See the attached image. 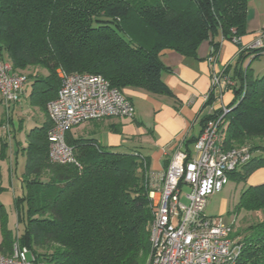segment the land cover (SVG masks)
I'll return each instance as SVG.
<instances>
[{
  "label": "trees",
  "instance_id": "1",
  "mask_svg": "<svg viewBox=\"0 0 264 264\" xmlns=\"http://www.w3.org/2000/svg\"><path fill=\"white\" fill-rule=\"evenodd\" d=\"M248 1L0 0V55L16 71L33 69L28 75L31 103L47 114L62 86L61 72L100 74L123 91L171 95L161 51L195 56L211 39L218 52L217 36L236 40L246 33ZM259 51L241 49L236 64L226 69H234L235 97L224 116L223 143L249 149L251 158L230 173L243 181L264 167V75L243 65ZM215 100L213 90L206 103ZM218 113L204 118L203 127ZM49 129L50 118L28 132L23 148L21 181L27 190L16 198L24 226L21 245L43 264H145L153 222L149 157L136 150L115 151L95 139L71 140L67 134L79 164L54 163ZM1 145L8 151L7 141ZM242 209L264 212V182L245 187L234 211ZM0 215V252L10 254L16 237L7 229L2 204ZM238 241L242 250L236 264H264V217Z\"/></svg>",
  "mask_w": 264,
  "mask_h": 264
},
{
  "label": "built area",
  "instance_id": "2",
  "mask_svg": "<svg viewBox=\"0 0 264 264\" xmlns=\"http://www.w3.org/2000/svg\"><path fill=\"white\" fill-rule=\"evenodd\" d=\"M240 39H236L239 42ZM248 48L264 50V29L256 33ZM58 96L48 103L52 127L48 132L49 158L59 164H79L67 134L74 127L109 117H134L135 107L124 91L100 74L61 72ZM28 75L13 69L0 55V95L7 110L19 102ZM235 80L227 72L213 75L211 91L222 98L232 91ZM210 93L205 95L208 101ZM218 100V99H217ZM206 121L192 155L177 141L164 175L158 179L148 172L153 210L151 252L146 264H236L242 243L233 239L232 225L224 217L207 213L209 198L222 191L230 173L251 158L245 147L227 148L224 143V116L230 110ZM8 125V124H7ZM187 189V190H185ZM0 264H43L19 237L10 254L0 252Z\"/></svg>",
  "mask_w": 264,
  "mask_h": 264
},
{
  "label": "crops",
  "instance_id": "3",
  "mask_svg": "<svg viewBox=\"0 0 264 264\" xmlns=\"http://www.w3.org/2000/svg\"><path fill=\"white\" fill-rule=\"evenodd\" d=\"M262 29H264V0H249L246 33L239 40L242 45L235 40L222 39L217 36L215 41H221L218 52L214 51L211 39L205 40L200 45L195 56L185 55L171 48L162 50L161 59L169 69L164 72L163 79L171 89V95H153L141 89L126 88L124 89L125 95L136 107L133 118L112 117L88 121L80 124L81 128L76 126L70 130L69 138L71 140L95 139L99 144L119 152L139 151L149 157L150 171L160 179L166 172L177 141L182 139L185 148L193 155L196 140L203 130L202 120L217 111L221 105L229 106L233 102L235 95L232 91H225L222 98L214 91L216 100L212 104L206 103L205 95L211 91L213 75L217 72H226L229 65L236 64L241 49L248 48L256 33ZM258 54L259 56L256 57ZM251 55H254L253 60L262 59L263 65L253 69V74L264 75V50ZM229 69L227 73L233 76L234 69ZM44 74L47 72L45 71ZM31 91L32 80L30 79L22 99L12 104L9 109L11 110V128L14 130L13 142L9 148L13 154L18 151L17 139L24 127L23 120L37 107L31 103ZM0 106L2 107L1 142L5 137L3 127L6 126L4 118L6 114L4 115V110H7L1 100V95ZM37 118L40 124L36 126H42L49 120L48 114L44 111L40 116L37 114ZM17 120H19V127L15 124ZM25 134L27 136L28 132ZM19 143L22 144V142ZM247 181L251 185L264 182V167L255 171ZM23 229L14 237H19ZM2 240L3 233L0 236V243Z\"/></svg>",
  "mask_w": 264,
  "mask_h": 264
},
{
  "label": "rangeland",
  "instance_id": "4",
  "mask_svg": "<svg viewBox=\"0 0 264 264\" xmlns=\"http://www.w3.org/2000/svg\"><path fill=\"white\" fill-rule=\"evenodd\" d=\"M253 56L254 55H249L244 59L243 63L245 67L250 66L252 69H257L261 67L262 59L253 60ZM32 71V68H27L26 70H23L26 75H30ZM40 111L42 112L40 108L35 107L34 112L28 113L25 117V120H23L24 127L19 132L17 139V149H19L18 151H16L14 154L11 153L10 148L8 151H5L3 150L0 142V173L2 175V179L0 180V186L3 187V189L0 190V204H2L5 208L8 218L7 229L10 230V233L13 236H16L17 233H19L24 227L23 222L20 221L18 217V207L16 198L18 195L22 194L23 191L27 190L26 185L22 186L21 181V176H23L26 163V153L25 150H23V148L27 146V136L25 133L29 132L33 127H36V125L40 124L38 123L37 118V114L39 116L41 115ZM1 112L2 107L0 106V118ZM4 112V115L6 114V116L4 117L6 119V126L3 127L5 137L2 138V141H7L10 147V144L13 142L12 134L14 132V130H12L11 128L12 125L10 123L11 110L5 109ZM18 121L19 120L15 121L17 127H19ZM78 126H80L79 128L82 127V125ZM51 127L52 121L50 120V128ZM8 128H11V130H8ZM19 142H22V144H19ZM248 185H250L248 184V181L239 180L234 177H231L230 175L229 181L224 186L222 191L209 198V203L206 208L207 213L219 217H224L225 222L230 223L232 225V237L237 241L239 240V235H241V233H244V231L250 224L257 222L258 220L264 217L263 211H253L246 209H242L239 212L234 211L236 205L240 201L242 191ZM21 203H23L24 207L27 206V201L24 200ZM1 222L2 220L0 215V236L2 235ZM147 261L145 262V264L147 263Z\"/></svg>",
  "mask_w": 264,
  "mask_h": 264
},
{
  "label": "water",
  "instance_id": "5",
  "mask_svg": "<svg viewBox=\"0 0 264 264\" xmlns=\"http://www.w3.org/2000/svg\"><path fill=\"white\" fill-rule=\"evenodd\" d=\"M239 43V45H242V43L241 42H238Z\"/></svg>",
  "mask_w": 264,
  "mask_h": 264
}]
</instances>
